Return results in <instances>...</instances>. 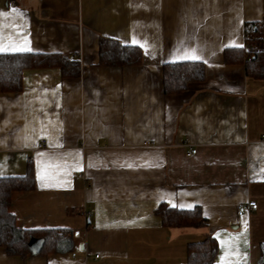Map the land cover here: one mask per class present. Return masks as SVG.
I'll list each match as a JSON object with an SVG mask.
<instances>
[{
	"label": "crops",
	"instance_id": "obj_1",
	"mask_svg": "<svg viewBox=\"0 0 264 264\" xmlns=\"http://www.w3.org/2000/svg\"><path fill=\"white\" fill-rule=\"evenodd\" d=\"M0 13V53L81 62L78 77L26 67L21 91H0V177L34 164L35 187L12 194L18 227L73 234L44 254L0 246V264H186L207 234L217 263L259 264L264 79L224 51L246 46L264 0H0ZM103 36L141 46L142 63L100 65ZM183 60L203 62L206 78L165 93L163 65ZM250 200L258 208L239 215ZM161 203L200 206L207 223L167 228Z\"/></svg>",
	"mask_w": 264,
	"mask_h": 264
},
{
	"label": "trees",
	"instance_id": "obj_2",
	"mask_svg": "<svg viewBox=\"0 0 264 264\" xmlns=\"http://www.w3.org/2000/svg\"><path fill=\"white\" fill-rule=\"evenodd\" d=\"M246 46L226 48L225 62H244L247 75L252 78L264 79V19L246 23ZM99 64L107 67H125L126 65H140L143 61L141 46L122 43L114 37L103 36L100 39ZM250 58V59H249ZM57 66L64 76L81 75L79 59L62 53H0V91H21L23 85L22 72L26 67ZM163 85L165 93L182 94L190 83L203 81L206 78L205 64L201 61L168 62L163 65ZM35 187L33 161L29 160L25 176L0 177V246L6 248L10 255L25 257L32 250L29 247L32 238L43 240L39 252L58 251L59 243L63 239L73 241V234L63 230L21 229L17 225L15 216L11 213L12 194L16 190L28 191ZM156 214L162 216L163 225L173 227H202L207 218L200 206L192 209L169 207L161 203ZM58 231H62L60 235ZM219 242L212 234H207L202 241H192L188 245L186 264H219L216 262ZM260 263L264 261L262 251Z\"/></svg>",
	"mask_w": 264,
	"mask_h": 264
},
{
	"label": "built area",
	"instance_id": "obj_3",
	"mask_svg": "<svg viewBox=\"0 0 264 264\" xmlns=\"http://www.w3.org/2000/svg\"><path fill=\"white\" fill-rule=\"evenodd\" d=\"M250 59V58H249ZM264 137V135H263ZM43 145V143L41 142L38 146L41 147ZM197 152V149L194 148V147H190L189 150L187 151V154L188 155H192V154H195ZM258 208V203L257 201L255 200H250V201H247V202H244L242 204H240L238 206V212H239V215H244V213H246L249 209L251 210H255ZM60 235L63 234L62 231H58ZM77 255V251H73L72 253V256H76ZM96 257H98V255H96Z\"/></svg>",
	"mask_w": 264,
	"mask_h": 264
},
{
	"label": "water",
	"instance_id": "obj_4",
	"mask_svg": "<svg viewBox=\"0 0 264 264\" xmlns=\"http://www.w3.org/2000/svg\"><path fill=\"white\" fill-rule=\"evenodd\" d=\"M42 245H43V240L39 238H32L29 243V247H31V249L37 252L41 251Z\"/></svg>",
	"mask_w": 264,
	"mask_h": 264
},
{
	"label": "snow or ice",
	"instance_id": "obj_5",
	"mask_svg": "<svg viewBox=\"0 0 264 264\" xmlns=\"http://www.w3.org/2000/svg\"><path fill=\"white\" fill-rule=\"evenodd\" d=\"M13 11H16L15 9H13ZM0 15H2V13H0ZM187 58V57H186ZM190 58L192 59H198L199 57L195 56V55H192Z\"/></svg>",
	"mask_w": 264,
	"mask_h": 264
}]
</instances>
